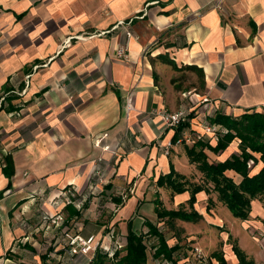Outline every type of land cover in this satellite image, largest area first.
<instances>
[{"label": "crops", "instance_id": "1", "mask_svg": "<svg viewBox=\"0 0 264 264\" xmlns=\"http://www.w3.org/2000/svg\"><path fill=\"white\" fill-rule=\"evenodd\" d=\"M161 107L189 113L186 125L164 128L153 115ZM250 111L264 113V0H0V264H88L68 255L66 231L109 251L129 231L142 233L153 254L149 225L165 237L167 222L156 210L188 205L191 192L172 194L158 178L172 166L210 189L185 147L215 145L204 125L216 114ZM238 143L205 149L208 162L226 160ZM99 167L108 183L91 192ZM195 197L211 235L222 228L247 261L264 264L263 246L234 240L244 221L216 193ZM257 216L262 199L252 202L253 229ZM230 249L221 258L238 264Z\"/></svg>", "mask_w": 264, "mask_h": 264}, {"label": "trees", "instance_id": "2", "mask_svg": "<svg viewBox=\"0 0 264 264\" xmlns=\"http://www.w3.org/2000/svg\"><path fill=\"white\" fill-rule=\"evenodd\" d=\"M209 122L220 126V129L215 132L217 137L215 145H211L209 140H197L191 147H185V152L189 162L195 165L197 171L203 176L204 184L211 186L210 189L204 185L191 184L181 175L175 173L171 166L170 173L160 176L157 185L169 188L172 194H182L191 190L190 198L187 201L191 210L186 212L181 208L182 206L173 211L159 208L156 210L159 219L198 222L201 215L194 209L195 196L205 190L206 194L216 193L217 200L234 217L246 221L252 212V202L264 197V113L250 111L238 117L216 114L209 119ZM185 125L186 123L181 124L177 129ZM177 139L175 133L171 142L175 143ZM234 140L239 141L237 153L231 154L222 162H208L204 153L205 149L217 154L225 151ZM8 165H10L9 159H7ZM257 165H260L259 170L253 172ZM230 172L233 173L231 177L229 176ZM236 176L239 177L238 182L234 179ZM212 203L209 198L207 210ZM149 226V235L158 240L152 254L153 258H162L169 264H181L177 257L180 246L177 244L169 246L157 227ZM151 248V245L146 243L144 234L129 231L125 244L114 252L112 258L97 250L89 264H148V250ZM232 250L238 258V264H254L246 260L238 247L232 246ZM218 259L219 264H226V261L221 257Z\"/></svg>", "mask_w": 264, "mask_h": 264}, {"label": "rangeland", "instance_id": "3", "mask_svg": "<svg viewBox=\"0 0 264 264\" xmlns=\"http://www.w3.org/2000/svg\"><path fill=\"white\" fill-rule=\"evenodd\" d=\"M264 200V197L261 198ZM184 211L190 212V208L188 205L181 207ZM214 208V207H212ZM195 209V208H194ZM196 210V209H195ZM225 211H229L225 209ZM230 213V211H229ZM233 219H237L236 217L232 216V214H229ZM229 216V217H230ZM254 220L259 224V229H256L253 225L248 221H244L243 224H239V220H236L235 226L237 227L238 235L236 239L243 241V244L247 246V248H254L257 246V248H260V246L264 247V216L258 219V216L254 218ZM189 222L185 223L180 220H169L164 224L166 227L165 229V238L169 243L177 244L180 246L181 250V256H184L188 254L189 251H191L194 247L199 248L202 252V254L205 257V262L203 264H212L214 260L218 261L219 257L224 258V252L231 250L230 248L234 245L235 242L233 239H230L229 235H225V239L223 238V233L225 231L222 228L214 229L213 233L211 235L209 227H206L203 223L204 220H199L196 224H188ZM245 225H248V228H245ZM199 228H203L201 233L198 232ZM222 235V238H221ZM172 241V242H171ZM226 241V242H225ZM213 243V246L208 245V248H202L201 243ZM224 243H226V247L224 246ZM225 250V251H224ZM240 251L242 252L243 256L246 258L245 252L242 251L240 248ZM151 249L148 250V264L157 263V259L151 260ZM179 257V255H178ZM213 258V260H212ZM89 264V263H88Z\"/></svg>", "mask_w": 264, "mask_h": 264}, {"label": "built area", "instance_id": "4", "mask_svg": "<svg viewBox=\"0 0 264 264\" xmlns=\"http://www.w3.org/2000/svg\"><path fill=\"white\" fill-rule=\"evenodd\" d=\"M69 43V42H68ZM125 47L119 48L117 50V55L119 57H124ZM208 102L207 99H204L202 103ZM153 115L160 119L164 128H177L181 124H184L188 121L189 113H185L184 111H168L164 107L156 108L153 110ZM205 133L204 135L210 137L215 136V132L220 129V126L208 124L204 125ZM202 136L197 135L196 139H200ZM99 140L96 141L95 146H98ZM168 148H165V154L168 155ZM107 168H96L91 177V183L89 185L91 192L95 191L99 187H103V185L107 184ZM79 207V206H78ZM245 228H248V225H245ZM65 237L67 239L66 251L69 256H83L87 259V262L90 263L93 259L97 250H100L108 255L109 258L113 257V254L116 250L120 249L123 244L119 241L116 243V247L114 251H109L106 247L102 246L101 243L96 240L93 235L90 236H82L79 234H69L67 231L65 232ZM148 245L150 243L146 241ZM181 264H188L195 262L196 264H203L205 262V257L202 254L199 248L194 247L188 254L184 256H179ZM218 264V263H217Z\"/></svg>", "mask_w": 264, "mask_h": 264}]
</instances>
